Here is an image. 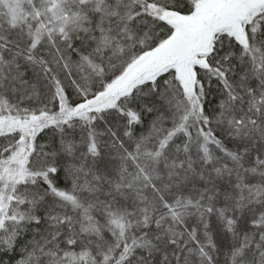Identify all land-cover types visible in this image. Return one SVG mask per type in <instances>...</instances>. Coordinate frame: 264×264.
I'll return each instance as SVG.
<instances>
[{"label":"snow or ice","instance_id":"1","mask_svg":"<svg viewBox=\"0 0 264 264\" xmlns=\"http://www.w3.org/2000/svg\"><path fill=\"white\" fill-rule=\"evenodd\" d=\"M0 264H264V0H0Z\"/></svg>","mask_w":264,"mask_h":264}]
</instances>
